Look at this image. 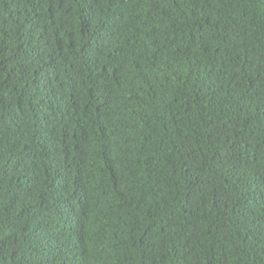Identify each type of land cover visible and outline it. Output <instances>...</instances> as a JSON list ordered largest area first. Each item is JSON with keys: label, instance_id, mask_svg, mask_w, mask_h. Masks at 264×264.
Here are the masks:
<instances>
[{"label": "trees", "instance_id": "16d2710c", "mask_svg": "<svg viewBox=\"0 0 264 264\" xmlns=\"http://www.w3.org/2000/svg\"><path fill=\"white\" fill-rule=\"evenodd\" d=\"M0 264H264V0H0Z\"/></svg>", "mask_w": 264, "mask_h": 264}]
</instances>
